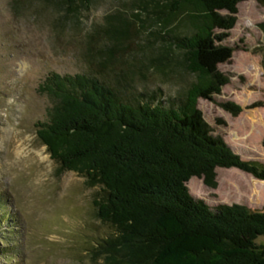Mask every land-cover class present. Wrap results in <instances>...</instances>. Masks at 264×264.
<instances>
[{"label":"rangeland","instance_id":"obj_1","mask_svg":"<svg viewBox=\"0 0 264 264\" xmlns=\"http://www.w3.org/2000/svg\"><path fill=\"white\" fill-rule=\"evenodd\" d=\"M130 3L92 0L87 11L70 18L46 0H0V216L12 215L0 225V264H103L94 248L113 233L97 217L100 186L61 169L38 136L53 106L40 90L51 72H97L124 101L163 106L179 104L195 80L185 56L165 40L166 30L157 35L158 26L137 22L117 42L104 34L105 17L128 13ZM238 9L234 28L215 30L213 49L201 53V62L227 83L197 106L214 136L242 159L264 165V6L248 0ZM112 45L110 56L105 50ZM227 103L241 110L235 113ZM214 181L211 187L204 177H193L188 188L211 207L264 208V180L253 174L217 167Z\"/></svg>","mask_w":264,"mask_h":264},{"label":"trees","instance_id":"obj_2","mask_svg":"<svg viewBox=\"0 0 264 264\" xmlns=\"http://www.w3.org/2000/svg\"><path fill=\"white\" fill-rule=\"evenodd\" d=\"M46 1L70 18L92 4ZM244 1L131 0L128 13L118 10L105 17L101 29L116 42L137 22L142 28L158 26L157 35L167 31L165 40H172L195 76L179 104L124 101L114 85L92 71L51 72L43 81L40 90L51 96L53 106L39 123L38 136L61 169L100 186L97 217L113 228L94 248L103 264H264V239L259 241L264 208L211 207L188 188L193 177L216 187L217 167L238 168L264 180V165L242 159L214 136L197 106L200 98L212 99L227 83L201 62V53L213 49L215 30L234 28ZM257 1L264 6V0ZM113 50L114 45L105 52L112 56ZM225 106L241 110L238 104ZM0 209L5 211L3 205ZM6 215L0 216V225Z\"/></svg>","mask_w":264,"mask_h":264},{"label":"bare ground","instance_id":"obj_3","mask_svg":"<svg viewBox=\"0 0 264 264\" xmlns=\"http://www.w3.org/2000/svg\"><path fill=\"white\" fill-rule=\"evenodd\" d=\"M21 146V144L20 143H16V145L14 146V151H15V149H17V151H16V153L19 155L20 153H21V151L20 150H18V148Z\"/></svg>","mask_w":264,"mask_h":264}]
</instances>
